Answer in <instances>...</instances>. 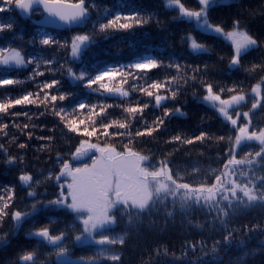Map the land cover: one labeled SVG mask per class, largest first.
I'll return each instance as SVG.
<instances>
[{
    "label": "snow or ice",
    "instance_id": "snow-or-ice-1",
    "mask_svg": "<svg viewBox=\"0 0 264 264\" xmlns=\"http://www.w3.org/2000/svg\"><path fill=\"white\" fill-rule=\"evenodd\" d=\"M239 3L163 0L164 8L172 13L164 21L158 12L135 0H113L110 6L103 0H0V14L40 17L31 37L16 43V20L11 15L0 16V39L11 34V40L0 46V140L7 138V143L23 150L12 155L0 142V152L5 164L20 168L18 182L24 192L19 202L15 186H5L0 194V252L20 244L4 264H123L121 250L126 238L118 230L127 233L133 217L121 212L125 217L121 225L115 209L129 202V170L134 168L139 180L148 184L152 178H162L165 163L171 167L169 156L197 142L216 148L215 160L224 162V171L218 174L227 176L232 187L220 185L231 193L223 198L226 208L219 204L223 215L217 214L224 228L222 239L213 241L211 247L203 239L184 242L193 252L199 246L201 254L192 264L207 257H211L207 264H220V250L232 246L235 234L243 230L250 240L249 234L264 232L260 222L230 227L228 220L250 213L256 205L264 206V121L254 122L257 112L264 114V57L250 59L252 52L264 50V35L253 34L240 13L230 22L215 15L217 9ZM152 24L161 31H167L169 24L190 25L181 35L180 45L194 59L172 51L166 57L144 56L89 67L91 50L102 40L133 36ZM216 42L228 51L217 50ZM211 55L216 56L215 62L203 59ZM216 71L223 72L227 80H217ZM23 73L27 75L21 78ZM188 94L216 114L220 132L168 136L163 143L172 144V150L165 151L147 170L146 162L158 153L140 150L137 144L144 145L140 138L159 143L160 133L168 131L166 125L172 119L188 115L179 104L181 96ZM114 98L119 102L109 103ZM149 109L150 120L145 115ZM48 115L57 120L47 129L51 135H35L37 128L41 132L44 128L21 122V118L32 121ZM206 121L201 117V126ZM17 133L27 141H48L37 151H55L53 163L31 171L25 158L30 145L19 142ZM163 188L168 191L166 184ZM192 199L190 193L185 194L181 207L187 208ZM211 200H216L215 195ZM145 203H137V210L144 209ZM173 214L167 213L169 217ZM137 220L142 222V214ZM195 226L203 229L201 223ZM259 244L258 249L250 250L241 237L236 248L243 251L232 258V264H248L254 256H264V240ZM187 248L176 255L166 244L157 245L142 264H152L151 256L161 254L185 258ZM79 249H87L89 254L79 253Z\"/></svg>",
    "mask_w": 264,
    "mask_h": 264
},
{
    "label": "trees",
    "instance_id": "trees-1",
    "mask_svg": "<svg viewBox=\"0 0 264 264\" xmlns=\"http://www.w3.org/2000/svg\"><path fill=\"white\" fill-rule=\"evenodd\" d=\"M103 2L109 4L113 3V0H103ZM135 2L144 7L149 8L155 12H158L161 20L167 21L172 13L166 10L163 6V0H135ZM191 4L194 0H188ZM264 0H240L239 4L225 5L221 9H217L216 18L225 21H231V19L237 14L242 15V19L247 21L248 28L255 35H264ZM11 15L18 26V39L16 43L26 42L31 35L36 31L39 26V16H33L28 18L27 16L17 15V13L0 14V16L7 17ZM187 24H169L167 31H161L155 24L148 26L147 28L138 31L133 36L116 35L108 40H102L97 47L91 50L88 57V64L92 66L103 67L107 64H111L116 61L127 62L135 58H142L144 56H168L170 52L175 51L176 54L181 55L189 60L194 57H189L187 50L180 45L181 35L190 28ZM51 30V29H48ZM62 36L68 35V33H60ZM199 35V33H197ZM11 40V34H8V39H0V46L8 43ZM169 42L173 45L169 48ZM211 44L212 40H208ZM216 48L219 51L227 52L228 49L220 42H216ZM29 51L32 49L29 47ZM264 57V50H258L250 54V59L259 61ZM203 59L209 62H215L216 56H206ZM222 67V66H221ZM27 75V73L21 74V78ZM217 80H227V77L223 72L216 71L213 73ZM230 75V74H229ZM28 90H31L32 85H26ZM82 99H88V97H81ZM95 102V98H92ZM112 102H119L114 98ZM179 104L183 105V110L187 112L186 117H177L172 119L170 123L166 125L167 132L160 133L161 141L159 143H152L148 138H140L144 140V145L137 144L140 150L144 148L156 151L158 155L146 163V168L151 170L153 165L158 159L161 158L165 151H171L172 144H165L163 140L170 135L176 133H184L189 136L198 135L201 130L207 132L219 133L221 130L220 120L217 119L216 114L208 107L195 102L191 95H182ZM179 106V105H178ZM35 111V109H33ZM152 110L149 109L146 112L148 119H151ZM201 117H206L207 121L201 126ZM264 121V114L256 113V120L254 122ZM21 122H28L38 124L44 128L41 132L39 128L35 130V135H51L47 131L48 128L53 127L57 120L51 115L33 118L32 121H27L26 118H21ZM46 126V127H45ZM19 136V142H27L30 147L26 152V161L29 169L35 172L37 169L48 168L55 160V151H37L41 145H45L48 141L32 140L27 141L26 136L17 133ZM56 136H60V130L57 129ZM6 144L8 151L12 155H16L23 150L18 149L16 144L7 143V138L0 140ZM191 148L193 151L188 153L185 149ZM226 152V149H224ZM203 153L204 155H200ZM217 155L216 148L212 145L207 147L197 142L194 145L182 146L179 151L174 152L168 157V161L171 162V167L168 163L163 165L170 173V181L173 186L178 190L176 194H169L166 197L156 198L147 209L143 211L132 210L126 212L133 217V227L129 228L127 233L120 232V235H125L126 243L122 248L123 264H142V261L148 260L153 248L157 245L166 244L170 252H175L176 255H180L182 249L187 248L184 244L185 241L195 242L203 239L208 242L207 246L211 247L212 242L217 239H222L224 235L223 225L219 223L217 214L223 215L220 210L219 204H223L227 207V202L222 197H219L215 203H207L203 201L197 202L195 198L189 203L187 208L181 207V198L190 193L192 190H207L215 187L223 178L224 175H219L224 171L222 165L223 161L215 160ZM211 157V159L209 158ZM4 154L0 152V194H3L5 186H15L17 201L24 196V192L18 182V175L20 174V168L17 166L7 165L4 162ZM246 167V166H243ZM216 169V172L211 171ZM157 171L159 168L156 169ZM211 205V207H210ZM171 211L174 214L169 217L167 213ZM142 214V222H138L137 217ZM117 218L121 225H124L125 217L121 216V212L118 213ZM189 220L192 223H189ZM230 227L242 226L244 224H255L260 222L264 224V206L256 205L250 213H245L240 216L228 217ZM165 222L167 227L165 228ZM215 222V223H214ZM201 223L203 229H198L195 225ZM161 229H164L161 231ZM251 239H248V235H245L242 230L240 233L234 235L232 246L230 248L222 247L220 255L223 259L220 264H232V258L242 252L243 249H237L236 245L241 237L247 241V247L250 250L258 249L260 247L259 241L264 240V232H255L249 234ZM23 236L21 235V240ZM20 244L14 243L12 248H9L3 252H0V264H4V261L13 254L15 248ZM79 253L88 255L87 249H79ZM199 246L196 251L193 252L190 248H187V256L182 259H176L173 256H165L161 254L158 258L151 256L152 264H192V261L200 256ZM211 260V257H207L204 260L197 261V264H207V261ZM248 264H264V256L256 255L248 261Z\"/></svg>",
    "mask_w": 264,
    "mask_h": 264
},
{
    "label": "rangeland",
    "instance_id": "rangeland-1",
    "mask_svg": "<svg viewBox=\"0 0 264 264\" xmlns=\"http://www.w3.org/2000/svg\"><path fill=\"white\" fill-rule=\"evenodd\" d=\"M147 163V162H146ZM231 167V166H230ZM146 168V164H145ZM147 169V168H146ZM162 178H152L151 182L145 184L144 182L139 180V174L136 170L130 169L129 175L132 177L127 182V192L130 196L129 202L126 205H117L115 209L116 216L119 212H130L137 210V203H145L144 209H139V211H143L149 207V205L156 199L161 197H166L169 194H176L178 190L175 186L172 185L170 181V173L166 168H163ZM148 170V169H147ZM159 171V170H158ZM167 185L168 191H165L163 185ZM220 185H223L224 188L230 189L232 185L229 182V178L224 176V178L213 188L207 190H191L190 194L193 198L196 199L197 196L200 197L199 201L207 202V203H215L219 197L224 198L227 194L231 197L230 192H225L224 188H221ZM215 195L216 200L212 201L211 197ZM205 198H208L206 201ZM138 211V210H137Z\"/></svg>",
    "mask_w": 264,
    "mask_h": 264
}]
</instances>
